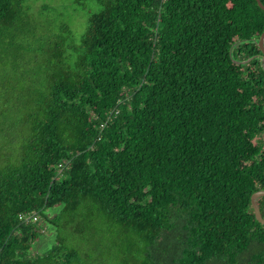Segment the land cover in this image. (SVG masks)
Wrapping results in <instances>:
<instances>
[{
	"label": "trees",
	"instance_id": "1",
	"mask_svg": "<svg viewBox=\"0 0 264 264\" xmlns=\"http://www.w3.org/2000/svg\"><path fill=\"white\" fill-rule=\"evenodd\" d=\"M36 1L0 0V264H264L258 1Z\"/></svg>",
	"mask_w": 264,
	"mask_h": 264
},
{
	"label": "rangeland",
	"instance_id": "2",
	"mask_svg": "<svg viewBox=\"0 0 264 264\" xmlns=\"http://www.w3.org/2000/svg\"><path fill=\"white\" fill-rule=\"evenodd\" d=\"M43 4H49V11H46V13H50V18H58L61 20L63 18L66 23L78 31H81L80 29L87 26L89 12L99 6L97 0H38L34 3V9L37 10ZM40 47L41 46H37L36 49H40ZM6 81L10 83L8 85L11 87H8L10 88L9 91H11L13 89L12 81L11 79ZM8 94L9 96L12 95L10 93ZM3 99L4 98H0V106L5 104ZM6 102L13 103L11 99H8ZM59 207L60 206H56L46 210L47 215L50 217L53 216V214L59 210ZM54 237L55 228L48 225L41 238L32 247L30 253L35 255L46 251V249L54 243Z\"/></svg>",
	"mask_w": 264,
	"mask_h": 264
},
{
	"label": "water",
	"instance_id": "3",
	"mask_svg": "<svg viewBox=\"0 0 264 264\" xmlns=\"http://www.w3.org/2000/svg\"><path fill=\"white\" fill-rule=\"evenodd\" d=\"M257 1H258L259 5L264 9V3L262 2V0H257ZM258 44L262 50V65L264 68V32L261 34L260 39L258 41ZM263 136H264V134H263ZM261 196H264V189H260L256 192H254L251 200H252V205L254 207V211H255L257 219L260 222L264 223V216L262 215L261 208H260V205L258 203V199Z\"/></svg>",
	"mask_w": 264,
	"mask_h": 264
},
{
	"label": "built area",
	"instance_id": "4",
	"mask_svg": "<svg viewBox=\"0 0 264 264\" xmlns=\"http://www.w3.org/2000/svg\"><path fill=\"white\" fill-rule=\"evenodd\" d=\"M23 218L26 220L36 221L38 219V215L35 213L28 214V215H22Z\"/></svg>",
	"mask_w": 264,
	"mask_h": 264
}]
</instances>
